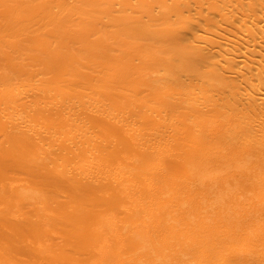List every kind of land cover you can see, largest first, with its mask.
<instances>
[{
    "label": "bare ground",
    "instance_id": "6f19581e",
    "mask_svg": "<svg viewBox=\"0 0 264 264\" xmlns=\"http://www.w3.org/2000/svg\"><path fill=\"white\" fill-rule=\"evenodd\" d=\"M98 1L116 14L126 2ZM192 1L236 26L231 0H156L149 14L182 19ZM137 18L143 51L176 37ZM253 19L241 15L249 39L232 40L204 19L196 48L172 56L190 80L191 60L214 54L215 71L197 70L213 88L171 93L174 78L158 77L164 109L143 116L0 78V264H264V18Z\"/></svg>",
    "mask_w": 264,
    "mask_h": 264
},
{
    "label": "rangeland",
    "instance_id": "374dc122",
    "mask_svg": "<svg viewBox=\"0 0 264 264\" xmlns=\"http://www.w3.org/2000/svg\"><path fill=\"white\" fill-rule=\"evenodd\" d=\"M4 1L5 6H0V78H10L13 82H17L21 77L23 85L35 84L38 87L44 85L49 88L53 86L58 88L59 96L62 98L68 95H85L87 96L85 100L103 105L109 111L118 112L122 108L127 113H133V116H143L145 110L152 108L164 109V105L160 103L162 96L153 89L155 79L158 77L167 80L174 78L173 81L168 80L169 87L172 88L171 93L184 91L186 86L188 89L199 88L198 91H211L213 86L199 81L200 76L197 70L201 69L199 74L215 71L216 67L211 63L213 59L209 57L214 54L206 52L204 57L201 56L202 62L199 60L200 56L191 57V59L194 57V60H191L193 62L187 68L190 71V80L182 76L183 73L176 67L177 62H174L172 56L174 55L172 51L175 49L181 52L186 49L193 51L196 48L194 37L204 36L203 32L198 30L199 26L204 25V19L214 22L212 25V22L208 21L211 30L216 31L218 35L223 32V35H228L227 38L232 40L235 39L234 35L241 36L243 33L238 22L241 15L247 19L249 24L251 19L254 20L253 18H264V3L261 0H231L233 4L229 5L228 9L233 14L232 21L236 23V29L222 22L223 18L216 11L218 7L214 8L212 5L195 1H192L191 10L186 11V9L181 15L184 16L182 19L187 18L188 21L193 19L189 22V26H186L188 24L186 19L183 21L181 17L165 16L168 19L164 17V20L156 13L157 11L152 12L151 10L156 7V0L123 1L122 3L126 4L117 5V10L120 9L117 14L110 13L109 6L98 0ZM22 3L31 5L32 10L20 8ZM151 4L154 7L150 6ZM142 6L146 7L142 9ZM210 6L213 10L207 11ZM12 7L18 9L14 10ZM193 7L200 12H196ZM139 8L141 9L139 12L143 10L144 12L139 13ZM149 8L151 9L150 14L159 15L157 16L159 20L157 19L156 22L155 19L152 20V17L149 18ZM183 8L180 9L183 10ZM9 11L12 12L9 13ZM131 14L135 16L134 19H131L133 18ZM137 16H142L143 22L147 24H152L151 22L154 21L153 26L159 25L154 28L163 29L160 32L171 28L173 31L170 30V32L173 33L169 35L172 38L176 37L170 43H162L155 49L148 50L144 47L143 51L142 41L131 34L133 30L131 21L137 20ZM193 21H195L193 23L195 27L191 23ZM234 30L235 34L229 32H235ZM165 32L168 33V31ZM216 32L213 33L216 34ZM242 37L245 36L242 35ZM256 37L262 38V35L258 34ZM178 38L180 39L177 40ZM245 38L249 39V37ZM237 70L234 68V71ZM192 71L197 73L193 74ZM218 90L220 95L226 96L230 89L223 85L218 86ZM230 99L223 97L219 103L229 102ZM142 103L144 107L140 106ZM171 114L170 112L163 113L165 118H171Z\"/></svg>",
    "mask_w": 264,
    "mask_h": 264
}]
</instances>
